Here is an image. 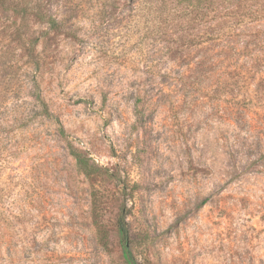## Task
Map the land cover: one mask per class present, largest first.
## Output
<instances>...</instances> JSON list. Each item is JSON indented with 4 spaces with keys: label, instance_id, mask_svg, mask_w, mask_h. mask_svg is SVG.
Here are the masks:
<instances>
[{
    "label": "rangeland",
    "instance_id": "1",
    "mask_svg": "<svg viewBox=\"0 0 264 264\" xmlns=\"http://www.w3.org/2000/svg\"><path fill=\"white\" fill-rule=\"evenodd\" d=\"M225 6L4 0L0 132L21 149L0 157V264H124L121 208L139 261L264 264V18ZM37 94L95 174L76 170Z\"/></svg>",
    "mask_w": 264,
    "mask_h": 264
},
{
    "label": "trees",
    "instance_id": "2",
    "mask_svg": "<svg viewBox=\"0 0 264 264\" xmlns=\"http://www.w3.org/2000/svg\"><path fill=\"white\" fill-rule=\"evenodd\" d=\"M186 1L190 3L191 10L189 11V14L191 16L200 13L201 16L207 17L210 14V11L212 10L211 8L212 0H186ZM222 1H225L228 4V7L227 6L223 7L225 9H228L227 12L225 13V16L228 18H235L237 15L241 17L247 16L249 18H253L254 20H260L264 18V0H222ZM3 2L4 0H0V6L2 5ZM42 19H45L46 22L49 23L50 25L53 26L56 25L55 19L50 16L48 18L46 16H42ZM210 32H211L210 34H213L214 30ZM34 101L40 109L39 110L40 114L43 115L41 117L49 119L54 123L56 135L58 136V138L64 141V148L66 149L68 155L73 159L76 170L84 174L85 176H90L95 174L99 170V168L93 162H91V159L89 157L85 156L80 151L76 150L71 145V143L68 140H66V134L62 124L60 123L59 119L56 116H53V114L50 112L47 103L40 96V94H37ZM3 120L4 119L0 117V128L3 126ZM9 124L11 130L21 127H26L28 125L26 117L25 118L21 117L19 120L15 118L14 121L9 122ZM20 124H22V126H20ZM9 135L10 134H8V136ZM8 136L7 135L3 136L2 132H0V137L1 139L5 138L7 142L6 149L8 148L6 152L0 153V157L3 154L5 157L17 155L19 150L21 149L18 147L17 148L14 147L13 143L10 144V141H7ZM5 157L2 158V160H5ZM95 205L96 203L93 202V207H92L93 208L92 212L94 217L93 225L95 227L96 240L100 245L106 247L107 234L103 229L102 224L98 221V215L100 213V209L98 207L96 208ZM115 227L119 238L123 263L148 264L147 262H142L137 260L132 254L130 248V239H129L130 234L127 225V212L124 208H121L116 215Z\"/></svg>",
    "mask_w": 264,
    "mask_h": 264
}]
</instances>
